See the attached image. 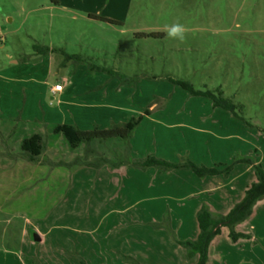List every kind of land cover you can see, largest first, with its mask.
Returning a JSON list of instances; mask_svg holds the SVG:
<instances>
[{
    "label": "rangeland",
    "instance_id": "1",
    "mask_svg": "<svg viewBox=\"0 0 264 264\" xmlns=\"http://www.w3.org/2000/svg\"><path fill=\"white\" fill-rule=\"evenodd\" d=\"M176 22L187 29L183 42L166 35ZM0 38L1 77L39 82L2 102L10 115L0 117V264H181L188 254L177 242L197 237L194 207L209 196L188 194L205 182L190 171L141 170L131 161L145 154L141 159L188 158L210 168L234 164L231 210L256 181V170L236 161L264 169V0H0ZM34 45L85 59L67 68L84 67L93 93L108 94L120 108L108 112L102 129L144 118L130 140L95 144L103 157L127 162L115 180L99 176L100 166H70L75 153L86 154L84 146L72 150L53 133L57 124H43L58 101L50 88L67 69L60 53L43 64ZM92 64L109 72L91 73ZM185 80L197 91L221 92L238 108L214 107L210 97L176 84ZM0 89L9 90L1 81ZM24 111L34 123L22 126ZM27 134L45 139L35 163L21 155ZM52 172L76 173L54 180ZM246 221L264 264V202ZM224 228L219 243L230 233Z\"/></svg>",
    "mask_w": 264,
    "mask_h": 264
},
{
    "label": "trees",
    "instance_id": "2",
    "mask_svg": "<svg viewBox=\"0 0 264 264\" xmlns=\"http://www.w3.org/2000/svg\"><path fill=\"white\" fill-rule=\"evenodd\" d=\"M35 55L39 57H45L48 55H54L60 53L64 56L63 68H66L70 63L85 65V59L77 55H68L61 49H53L46 46L34 45ZM28 57L22 59L27 61ZM88 69L91 73L109 72L105 68H99L97 66L88 65ZM176 84L180 85L184 89L188 90L194 96L210 97L214 102V107L223 108L234 111L238 106L234 105L232 101L222 96V93L217 91V95L211 91H197L193 86L185 81H177ZM148 115V112L146 113ZM143 117L138 119H131L129 122L122 125H112L108 129H102L99 125H95L92 130L84 131L79 129L76 125H56L53 129L55 135H62L69 147L72 150H76L81 146H84L86 154L84 156L76 157L73 161V165L78 164L81 167H93L110 165V167L123 166L127 162L113 163L103 155L98 154L97 142L102 143L104 141L122 140L128 141L133 136L135 130L138 128ZM44 138L40 134H35L29 138L23 140L21 144V152L25 158L32 163L38 161L42 157L45 151ZM94 145V146H92ZM126 160V159H125ZM132 165L141 170L156 168L160 171H176L186 170L190 171L198 178L205 179L206 177L223 176L228 178L233 171L234 164L225 165L218 164L215 167L198 166L191 160L182 161L180 163H171L163 159H159L154 155L147 156L144 159L131 161ZM237 163H245L251 165L256 174V181L253 182L245 191L243 200L237 204L226 216L213 215L210 207L204 205L197 213V222L199 233L194 240L178 241L177 243L182 246L188 254L189 259H196V264H208L209 263V251L214 239L221 235V230L224 227L230 229L229 237L236 243L241 239H250V235L237 233L235 228L238 225L245 223L246 220L252 215L254 208L259 203L264 201V169L261 164H256L249 159H240ZM70 166H73V165Z\"/></svg>",
    "mask_w": 264,
    "mask_h": 264
},
{
    "label": "crops",
    "instance_id": "3",
    "mask_svg": "<svg viewBox=\"0 0 264 264\" xmlns=\"http://www.w3.org/2000/svg\"><path fill=\"white\" fill-rule=\"evenodd\" d=\"M48 60H53L52 55H48L43 57L41 62L45 64V62ZM19 69H23V63L16 61L14 62ZM51 66L49 71H51ZM67 69L65 72V75L63 78H59L56 81V84L53 85L50 88V93L53 95V99L55 97H58L57 105L55 108H53L52 112H44V119L43 124L47 126L50 125H62V124H68V125H76L81 130H90L94 125H101L105 126L107 122H103L104 117H108V112H116L120 110L118 107V103H108V94L102 93H93L94 87L93 82L90 81L89 73H86L83 68H78L76 70H73L72 68H65ZM80 70H83L82 78H78ZM0 75V81H1V87L4 90L0 89V117L5 118L7 115H10V113H7L6 105L7 103H2L3 100L11 99L12 95H16L13 91H18L17 94L20 92V89L22 90L24 85H31L33 86L39 84L38 81L35 80V78H27L26 79H10L1 77ZM65 82V83H64ZM42 84L43 81H42ZM62 85L63 90L59 93H53L52 89L56 85ZM16 87V89H15ZM98 87V86H97ZM19 88V89H17ZM27 88V87H26ZM26 91V90H25ZM28 89L26 91V97H27ZM5 104V105H4ZM28 111H24V114L21 115L20 123H22V126H27L30 123H34L33 119L28 117L24 119V116L26 115ZM14 112L10 116V119L12 122L16 121V118H14ZM40 123V120H37ZM119 123V122H117ZM25 127L21 128V131H25ZM27 136V137H26ZM25 136V138H21V144L24 139L29 138L31 136H28V134ZM33 136V135H32ZM45 143V141H44ZM120 143H114V145H119ZM94 146V145H92ZM98 154H101L99 151V148H97ZM78 152V151H75ZM134 147H133V154H134ZM79 153V154H78ZM75 153L76 157L82 156V153L78 152ZM115 155H122L123 153L120 151H115ZM22 155V153H21ZM44 155V154H43ZM42 155V156H43ZM102 155V154H101ZM139 155V154H137ZM23 156V155H22ZM24 157V156H23ZM145 157V154H142V156H136L135 159H141ZM42 158V157H41ZM40 159V158H39ZM38 159V160H39ZM76 159V158H75ZM74 159V160H75ZM28 160V158H26ZM110 161H112L109 158ZM29 161V160H28ZM73 162V161H72ZM72 162L70 164H72ZM114 163V162H113ZM115 164V163H114ZM86 168H93V167H86ZM98 175L103 177L111 176L115 180V176H118V172H121L123 170V166H117V167H110V165H103L99 167ZM76 173V172H74ZM70 174L74 176L73 174ZM38 176H46L47 171H42L41 173H37ZM70 175H67V173H57L52 172V176L57 180L64 179L65 177H68ZM231 175V174H230ZM70 176V177H72ZM225 179L223 176H216V177H206L205 179H202L204 183V188L200 189L198 191H195L191 194H188L190 198H199L203 195H209L207 200H198L197 204L194 207V212L197 214L200 209H202V206L206 205L210 207L211 211H214L215 213H219L221 215H224V213H227L231 210L233 203L235 202L233 192L235 189L232 188V179L230 178ZM201 179V178H200ZM231 179V180H230ZM250 185H247L244 188V192ZM187 196V197H188ZM264 202V201H263ZM262 203V202H261ZM260 204V203H259ZM263 204V203H262ZM223 213V214H222ZM216 214L215 216L219 215ZM249 224L251 227L252 224L248 223V221H245V223L241 224L240 227L237 228L238 233L250 235V239L245 240H239L237 243H233L231 239L229 238V233H226L227 239H223V244L219 243L218 237L225 235V228H222L221 235L217 236L214 241L211 244L210 251H209V263L208 264H259L260 262L257 261L258 257H255L254 249L255 244L254 241L257 240L258 236L254 234L253 229L250 228L247 229V224ZM196 228L194 230V237L198 235L199 233V226L198 222L195 224ZM198 226V227H197ZM198 228V229H197ZM40 236V235H39ZM41 237V236H40ZM228 240V241H227ZM43 241V238H41V242ZM40 242V243H41ZM259 250V248L257 247ZM181 264H196V259H188L183 258L181 261Z\"/></svg>",
    "mask_w": 264,
    "mask_h": 264
},
{
    "label": "clouds",
    "instance_id": "4",
    "mask_svg": "<svg viewBox=\"0 0 264 264\" xmlns=\"http://www.w3.org/2000/svg\"><path fill=\"white\" fill-rule=\"evenodd\" d=\"M186 32V27L179 22L173 23L166 27L167 37L173 40H177L179 42H183L185 40Z\"/></svg>",
    "mask_w": 264,
    "mask_h": 264
},
{
    "label": "built area",
    "instance_id": "5",
    "mask_svg": "<svg viewBox=\"0 0 264 264\" xmlns=\"http://www.w3.org/2000/svg\"><path fill=\"white\" fill-rule=\"evenodd\" d=\"M0 40H1V38H0ZM62 90H63V87H62V85H60V84L56 85V86L52 89V91H53L54 94H55V93H59V92H61Z\"/></svg>",
    "mask_w": 264,
    "mask_h": 264
},
{
    "label": "water",
    "instance_id": "6",
    "mask_svg": "<svg viewBox=\"0 0 264 264\" xmlns=\"http://www.w3.org/2000/svg\"><path fill=\"white\" fill-rule=\"evenodd\" d=\"M33 238L35 242H41V237L39 236L38 233H34L33 234Z\"/></svg>",
    "mask_w": 264,
    "mask_h": 264
}]
</instances>
